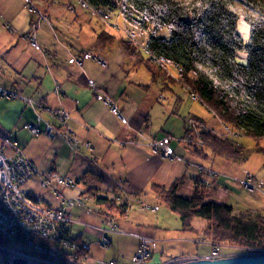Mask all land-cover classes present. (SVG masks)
Masks as SVG:
<instances>
[{
  "label": "crops",
  "instance_id": "obj_1",
  "mask_svg": "<svg viewBox=\"0 0 264 264\" xmlns=\"http://www.w3.org/2000/svg\"><path fill=\"white\" fill-rule=\"evenodd\" d=\"M34 1L46 20L33 32L31 21L37 17L30 18L23 0H0V90L16 94L0 97V150L12 154L1 145L4 139L15 142L36 170L23 190L44 205L62 210L66 221L59 226L60 234L88 246L84 259L75 264H106L91 255L92 249L97 254V243L103 238L116 251L110 261L115 264H130L141 238L150 240L144 264L210 255L213 247L201 233L204 224L195 227L194 218L191 225L204 246L196 245L192 255L170 253L175 238L168 230H176L177 222L169 223L172 217L167 212L157 214L158 202L148 190L150 184L174 186L175 194L185 198L191 196L194 186L202 184L203 201L225 204L243 215L263 214L251 194L259 190L264 195V174L254 176L245 171V164L217 156L200 164L188 153L192 147L184 141L186 124H191L193 131L227 135L205 124L182 85L165 86V80L152 78L143 67H133V60L117 42H98L99 32L112 31L89 18L77 0ZM32 34L36 46L31 45ZM83 51L105 59L106 64L84 59L76 65L71 57ZM98 94L112 101L123 120L97 99ZM59 109L68 115L63 124L53 115ZM46 125L54 128L53 138L44 134ZM28 126L36 127L37 134L30 133ZM65 128L76 139L75 146L61 137ZM154 141H165L173 155L154 152ZM261 166L264 171L263 161ZM52 173L67 179L69 185L52 179L49 186H42V180ZM245 175L254 179L257 190L242 188L240 180ZM88 189L115 204H126V214L103 215L94 199L84 194ZM157 245L162 248L156 250Z\"/></svg>",
  "mask_w": 264,
  "mask_h": 264
},
{
  "label": "trees",
  "instance_id": "obj_2",
  "mask_svg": "<svg viewBox=\"0 0 264 264\" xmlns=\"http://www.w3.org/2000/svg\"><path fill=\"white\" fill-rule=\"evenodd\" d=\"M82 1L111 14L113 9L119 8L125 21L134 27L141 31L152 29L143 49L151 57L177 65L181 71L177 77L168 75L162 64L152 63L131 40L105 29L97 35L98 42H117L126 57L133 60V67H143L152 78L165 80V86L178 83L188 87V92L196 94L200 104L222 125L256 141L264 140V23H249L248 42L243 46L236 33L238 16L228 9L236 0ZM240 1L259 13L264 9V0ZM163 28L168 31L167 39L156 35ZM242 50L245 53L243 65L235 61V52ZM185 127L187 139L197 137L190 124ZM198 135L197 140L187 141L188 147H192L188 150L191 156L204 161L216 156L236 163L247 160L244 148L232 138L204 129ZM256 150L263 156L264 167V148ZM201 185L194 186L189 198L175 194L174 186L150 184L148 190L177 217L180 231L194 232L191 220L200 218L204 220L201 233L213 248L227 246L264 253V215H243L225 204L203 201ZM84 194L94 199L103 209V215L123 217L126 214V204H115L92 189ZM0 246L11 244L0 238ZM0 251L3 264H10V255L1 248ZM85 252L77 250L74 258L63 257L62 260L75 264Z\"/></svg>",
  "mask_w": 264,
  "mask_h": 264
},
{
  "label": "built area",
  "instance_id": "obj_3",
  "mask_svg": "<svg viewBox=\"0 0 264 264\" xmlns=\"http://www.w3.org/2000/svg\"><path fill=\"white\" fill-rule=\"evenodd\" d=\"M23 2L30 18L37 17L36 20L31 21L30 25L31 30L34 32L38 29L39 22L46 20V18L36 7L34 0H23ZM77 3L79 8L83 10L89 18H97L99 21L103 22L105 26L117 27L109 23L112 19V14L106 9L92 7L82 0H77ZM127 36L129 40H134L135 38L134 34L130 31L127 33ZM30 42L32 46H36L33 34L30 36ZM144 52L156 62L170 64L162 59L151 57L146 50H144ZM84 59H90L104 65L102 58L94 56L90 51H83L71 57V60L76 65H81ZM173 66L176 68L177 72L181 71L177 65ZM8 96L16 97V94L14 92L8 93L0 90V97ZM189 98L192 101L198 100L196 94L192 92L189 93ZM97 99L102 104L108 106L112 114L123 120L116 106H114L112 101L105 94H98ZM53 115L62 124L68 118L67 113L62 109L54 111ZM27 129L34 135L38 132L36 127L33 126H28ZM226 130L232 135V131L228 127H226ZM44 134L48 138H53L54 128L50 125H46ZM60 135L69 145H76V139L67 128H65ZM188 140L189 142H193L192 139ZM151 146L154 152L160 151L165 157L173 155L172 148L169 147L165 141H154ZM1 147L11 150L12 154L6 155L0 150V238L11 244V246H0V248L14 257L26 259L36 264H70L64 262L62 258H74L77 250H87L88 246L83 243L68 241L61 237L59 226L66 221L62 210L44 205L40 198L23 190L24 183L36 172L33 164L24 158L21 151L16 147L15 142L4 139ZM198 170L204 171L201 167H199ZM206 173L208 176H213V172L211 171H206ZM52 179L57 184L69 185L67 179L56 173H52L42 180L41 185L44 187L49 186ZM240 184L243 189L248 191L258 189L254 179L249 175H245V177L240 180ZM149 243V239L141 238L139 248L130 264H144L148 260ZM108 245L109 242L105 238L99 243L100 247H108ZM245 254H258V252L253 249H243L242 253L239 255ZM84 257L85 255L79 257V259H84ZM217 257H220L218 249L212 248L210 255L206 258L212 259ZM186 260L185 258H170L162 263L156 264H175ZM106 264L115 263L107 262Z\"/></svg>",
  "mask_w": 264,
  "mask_h": 264
},
{
  "label": "rangeland",
  "instance_id": "obj_4",
  "mask_svg": "<svg viewBox=\"0 0 264 264\" xmlns=\"http://www.w3.org/2000/svg\"><path fill=\"white\" fill-rule=\"evenodd\" d=\"M37 7V5H36ZM38 8V7H37ZM229 11H231L232 13H234L237 17L236 20V33L237 36L239 38V40L242 42V45L245 46L248 42V34H249V23H253V22H261L264 23V9L262 12H257L251 8H249L248 6H246L245 4L241 3L240 0H236L232 6H230ZM39 10V9H38ZM40 11V10H39ZM41 12V11H40ZM42 13V12H41ZM43 14V13H42ZM112 19L110 20V24H114L117 27H113V26H105V24L101 21H99V19L97 18H93L97 21H99L103 26H105L106 28H109L112 31V34L117 35L121 34L120 37L123 38H127V33L130 31L134 34V40H131L132 43L134 44V46L141 50L142 54L145 57H149L143 49V46L140 45H144L143 43H145V40L148 38V36L153 33V30L150 29L149 31H141V29H138L137 27H134L131 22L129 21H125V19L123 18V16L120 13V9L116 8L113 9L112 12ZM116 18V22L114 21ZM156 35L158 37H162L164 39L168 38V31L166 28H163L161 30H159L158 32H156ZM247 37V38H245ZM128 39V38H127ZM129 40V39H128ZM151 62L159 65L162 64L163 68L166 70L167 74L173 77H177L178 72L176 70V68L171 65V64H164V63H160V62H156L154 61L152 58ZM104 64H106L105 59H103ZM235 61L239 64H245V53L244 51H236L235 52ZM181 85V84H180ZM183 89L185 90V92L187 93V97L189 98V93H188V87L183 86ZM190 102H192V108L194 109V111L196 113L201 112L200 115L204 118L203 121L206 122L205 124L209 127H214L217 132L221 131L223 133H225L228 137L232 138L237 144L241 145L245 152L248 154L247 156V160L243 162V165L245 164V171H247L248 173L252 174V175H256L257 177H259L260 175L264 174V171L262 169L261 163L263 161V156L260 152H258L256 150L257 147L260 148H264V140H259L256 141L252 138H249L247 136H245L243 133H240L237 130H232V135L229 134L226 130V127L224 125L221 124V122L210 112H208L201 104L200 102L197 101H192L190 100ZM209 123H213L214 126L209 125ZM191 125V124H190ZM208 127V128H209ZM201 131H194V135L197 136L196 138L198 139L199 137V132ZM220 132V133H221ZM223 136V135H221ZM195 137H193V140H197ZM187 144V137L184 140ZM195 158V157H194ZM196 160H200L197 159ZM204 160H200V164H203ZM245 177V176H244ZM264 187V184H262ZM257 192L259 193H253L251 194V199L253 198L254 200H256L257 205L262 207V210L264 211V195H262V193L260 194V191L258 190ZM186 197L183 194H180V196ZM249 200V199H248ZM157 206L159 208V213L164 212L167 214H170V216L172 217V219L169 220V223H175L177 222V229H170L168 230V232L170 233V236H173V238H175L174 240V244L171 247V249L173 250V252L170 253H180L178 251H182L183 254H195L196 253V245H199V243L202 241L199 238V234H197L196 232H182L179 229V221L177 220V217L169 212L168 210H166L161 204L157 203ZM260 207H257V209L260 211L261 209H259ZM264 215V212H262ZM251 215V214H250ZM204 224V220L200 219V218H194L193 220V225L195 227H200ZM185 239H191L190 242L185 241ZM148 239V238H147ZM203 242V241H202ZM99 243H97V246H99ZM204 246V243H200ZM103 248V249H101ZM160 248H162L161 246L157 245L156 246V250H159ZM219 250V256H223V255H227L228 257L230 255H239L240 253H242L243 249H236V248H229V247H220L217 248ZM252 250V249H249ZM202 248H199L198 252H201ZM116 253V251L113 248H109V246L106 247H100L99 250L97 251V254L94 255L93 254V249L91 250V255H92V259L93 260H97V261H103V262H110L113 258H114V254ZM2 251H0V264H3V258H2ZM260 254V253H258ZM264 254V253H261ZM173 255V254H170ZM247 255V254H245ZM131 263V261L129 262ZM85 264V263H84Z\"/></svg>",
  "mask_w": 264,
  "mask_h": 264
},
{
  "label": "water",
  "instance_id": "obj_5",
  "mask_svg": "<svg viewBox=\"0 0 264 264\" xmlns=\"http://www.w3.org/2000/svg\"><path fill=\"white\" fill-rule=\"evenodd\" d=\"M10 264H36L26 259L10 256ZM175 264H264V254L236 255L218 258L190 259Z\"/></svg>",
  "mask_w": 264,
  "mask_h": 264
},
{
  "label": "bare ground",
  "instance_id": "obj_6",
  "mask_svg": "<svg viewBox=\"0 0 264 264\" xmlns=\"http://www.w3.org/2000/svg\"><path fill=\"white\" fill-rule=\"evenodd\" d=\"M10 255V254H9ZM10 256H12V255H10ZM14 257V256H13Z\"/></svg>",
  "mask_w": 264,
  "mask_h": 264
},
{
  "label": "snow or ice",
  "instance_id": "obj_7",
  "mask_svg": "<svg viewBox=\"0 0 264 264\" xmlns=\"http://www.w3.org/2000/svg\"><path fill=\"white\" fill-rule=\"evenodd\" d=\"M245 38H247V37H245Z\"/></svg>",
  "mask_w": 264,
  "mask_h": 264
}]
</instances>
